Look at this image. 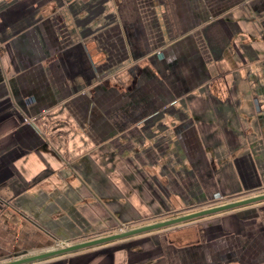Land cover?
<instances>
[{
	"label": "crops",
	"instance_id": "crops-1",
	"mask_svg": "<svg viewBox=\"0 0 264 264\" xmlns=\"http://www.w3.org/2000/svg\"><path fill=\"white\" fill-rule=\"evenodd\" d=\"M260 193L264 0H0V263ZM25 264H264V200Z\"/></svg>",
	"mask_w": 264,
	"mask_h": 264
},
{
	"label": "water",
	"instance_id": "water-1",
	"mask_svg": "<svg viewBox=\"0 0 264 264\" xmlns=\"http://www.w3.org/2000/svg\"><path fill=\"white\" fill-rule=\"evenodd\" d=\"M261 200H264V193H260L257 195L248 196L244 198H239V199L232 200L229 202L227 201L225 203L216 204L215 206L212 205V206L204 207L202 209L200 208L194 211H190L189 213L188 212L180 213L175 216H171V217H168L162 220H156L153 222L141 224V225L130 227V228H123L120 231H117L114 233L105 234V235L86 239V241L82 240L79 242H74L73 244L72 243L64 244L63 246H59V247L54 246L51 249L46 250L44 252H39V253L23 256L20 258L11 259L5 262H1L0 264H25L28 262L43 260L48 257L70 253V252H74V251L81 250V249L88 248V247H94L97 245L104 244L106 242H112L117 239H121V238L125 239V237L140 234L142 232H147V231H150V229L156 230V229H160L166 226H171L173 224H177L180 222H184V221L195 219L201 216L212 214L215 212H220L224 210L228 211V209H232L238 206L241 207L242 205L251 204L254 202L261 201Z\"/></svg>",
	"mask_w": 264,
	"mask_h": 264
},
{
	"label": "built area",
	"instance_id": "built-area-1",
	"mask_svg": "<svg viewBox=\"0 0 264 264\" xmlns=\"http://www.w3.org/2000/svg\"><path fill=\"white\" fill-rule=\"evenodd\" d=\"M125 227L126 226H122L120 229H123ZM64 244H67V241L61 240V241H57L54 245H55V247H59V246H63Z\"/></svg>",
	"mask_w": 264,
	"mask_h": 264
},
{
	"label": "rangeland",
	"instance_id": "rangeland-1",
	"mask_svg": "<svg viewBox=\"0 0 264 264\" xmlns=\"http://www.w3.org/2000/svg\"><path fill=\"white\" fill-rule=\"evenodd\" d=\"M182 213H183V212H182ZM185 213H186V212H185ZM175 215H177V214H174V216H175ZM163 217H164V216H163ZM168 217H171V216H165L163 219L168 218ZM152 222H153V221H152ZM148 223H149V222H148ZM139 225H140V224H139ZM134 226H138V225H137V224H133V225H131V226H130V225H127L126 228H130V227H134ZM116 230L119 231L120 229H116Z\"/></svg>",
	"mask_w": 264,
	"mask_h": 264
},
{
	"label": "trees",
	"instance_id": "trees-1",
	"mask_svg": "<svg viewBox=\"0 0 264 264\" xmlns=\"http://www.w3.org/2000/svg\"><path fill=\"white\" fill-rule=\"evenodd\" d=\"M193 207H195V206H193ZM90 236V235H89ZM89 236H86V237H89ZM89 238H91V237H89Z\"/></svg>",
	"mask_w": 264,
	"mask_h": 264
}]
</instances>
